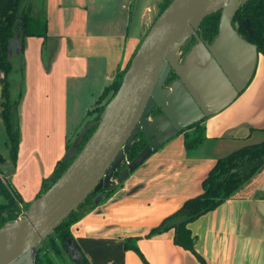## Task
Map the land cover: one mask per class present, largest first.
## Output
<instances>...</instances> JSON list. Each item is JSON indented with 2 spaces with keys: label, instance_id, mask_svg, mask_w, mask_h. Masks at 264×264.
I'll list each match as a JSON object with an SVG mask.
<instances>
[{
  "label": "crops",
  "instance_id": "crops-1",
  "mask_svg": "<svg viewBox=\"0 0 264 264\" xmlns=\"http://www.w3.org/2000/svg\"><path fill=\"white\" fill-rule=\"evenodd\" d=\"M163 2L43 0L39 12L46 36L26 37L21 46L24 92L16 109L18 151L12 161L5 133V150L0 152V179L18 196L19 215L63 158L71 133L81 129L99 96L133 59ZM12 47L19 52L17 40ZM1 93L0 84V103ZM201 127L204 140L195 149L185 148L182 134L178 141L172 139L70 227L87 264H201L175 243L174 230L148 234L202 193V182L218 159L264 140L262 54L246 89ZM187 228L206 264H264V167ZM129 239L140 255L124 248Z\"/></svg>",
  "mask_w": 264,
  "mask_h": 264
},
{
  "label": "water",
  "instance_id": "water-1",
  "mask_svg": "<svg viewBox=\"0 0 264 264\" xmlns=\"http://www.w3.org/2000/svg\"><path fill=\"white\" fill-rule=\"evenodd\" d=\"M249 1L171 0L147 31L99 119L87 124L65 152L61 161L72 159L66 170L30 203L22 218L0 227V264H35L40 243L88 196L115 190L162 146L238 98L258 61L257 46L243 39L233 24L239 8ZM216 12L217 35L205 42L197 31ZM243 25L251 35L247 20ZM192 39L194 45L181 59L180 50ZM171 74L175 79L167 85ZM154 110L159 114L151 117ZM139 134L147 145L123 168ZM102 197L97 195L94 204ZM65 252L71 261H80L72 240Z\"/></svg>",
  "mask_w": 264,
  "mask_h": 264
},
{
  "label": "trees",
  "instance_id": "trees-1",
  "mask_svg": "<svg viewBox=\"0 0 264 264\" xmlns=\"http://www.w3.org/2000/svg\"><path fill=\"white\" fill-rule=\"evenodd\" d=\"M171 0H164L160 13L168 6ZM27 8L24 6V0H0V84L2 88L0 103V116L3 121L5 133L7 136L6 144L9 147V156L14 161L19 145V121L16 114V109L20 103L24 92V70L22 58V41L29 36H46V25L39 11L26 12ZM158 15V16H159ZM220 19V12H216L206 17L200 24L197 34L205 42H211L217 35L218 25ZM247 20L252 34L249 35L244 28L243 22ZM238 24V34L248 41L256 45L258 54L264 56V0H250L244 7L239 8L234 19L233 24ZM18 41L20 50L16 51L11 48L14 41ZM195 40L192 39L180 50L183 56L194 45ZM131 62V61H130ZM130 64V63H129ZM128 64V66H129ZM128 66L117 73L113 83L107 87L99 96L95 103V107L88 113L87 117L101 112L104 106L112 99L117 92L121 79L128 68ZM175 79L171 74L167 85ZM159 114L158 110H154L151 117ZM201 123H197L181 134L184 137V146L187 150L195 149L203 140V128ZM87 121L84 123V126ZM91 129L84 136L83 142L79 148L85 144ZM187 130H193L194 133L190 136ZM180 134V135H181ZM70 143L66 146V151L70 147ZM147 145L142 134H139L130 147L127 161L131 162L138 153ZM78 150V151H79ZM62 160V159H61ZM58 161L54 167L52 175L43 180L37 198L43 195L50 186L61 176L66 168L71 163L72 159L65 162ZM4 162L3 155L0 154V165ZM126 165L123 164V168ZM264 167V140L259 143L248 144L239 149L229 153L225 157L218 159L213 168L208 172L207 176L202 182V193L195 198L187 200L183 206L175 213L164 218L163 221L154 229H152L148 236L159 235L169 230L175 232V243L190 251L201 264H206L204 260L194 250V238L187 228V225L206 213L214 210L227 199H229L236 191H238L244 184L251 180ZM118 172L115 174V179L118 177ZM115 190H101L97 195L102 194V200L98 205L109 198ZM0 195L2 201L0 202V227L7 223L16 221L19 218V203L18 196L11 190L8 184H4L0 179ZM97 195H90L87 199L64 220L59 227H57L48 237L41 243L50 240L51 236L57 234V241L63 248L65 244L72 240L70 234V227L82 218V216L91 208L98 205L94 204V199ZM89 204V209L85 212L83 210ZM30 205V204H29ZM29 205L23 207V213L27 210ZM52 246L53 243H50ZM39 245V246H40ZM126 250H132L140 255L138 248L131 239L124 243ZM40 252L35 264H52L50 257L47 258ZM77 264H87L86 260L81 257Z\"/></svg>",
  "mask_w": 264,
  "mask_h": 264
},
{
  "label": "rangeland",
  "instance_id": "rangeland-1",
  "mask_svg": "<svg viewBox=\"0 0 264 264\" xmlns=\"http://www.w3.org/2000/svg\"><path fill=\"white\" fill-rule=\"evenodd\" d=\"M33 3V5H31L30 3ZM43 0H24V6L25 8H32V12H36V8L40 9V6L42 4ZM180 58L182 59L183 58V55L180 53ZM1 79V78H0ZM103 111V109H102ZM102 111L98 112V113H95L94 115L88 117L87 119V124H89L90 122H93V121H96L99 119ZM72 123H70L71 125ZM82 127L79 131H77L74 135V133H71V138L69 140V143L71 144L72 141L75 139V137L78 135V133L87 125L84 126V123H82ZM188 134L190 136L193 135L194 131L193 130H187ZM92 132L89 133L88 137L91 135ZM178 136L177 135L173 140L175 141H178L176 139H178ZM5 130H4V127L2 125V122L0 120V152H4V144H5ZM134 173V172H133ZM132 173V174H133ZM131 174V175H132ZM130 176V175H129ZM2 201V199L0 198V202ZM19 208H21L19 206ZM89 209V204L87 205V207H85V209L83 210V212L87 211ZM26 213V211L22 214L19 215V218H22L24 216V214ZM18 218V219H19ZM57 234H54L51 236L50 240H47L44 242V244H41L39 247H40V252L42 251V255H45V253H47V258L50 257L51 260H52V264H77L73 261H71V259L67 256L66 252L64 251V248L63 246H61L59 244V242L57 241ZM50 243H53L54 245L52 246Z\"/></svg>",
  "mask_w": 264,
  "mask_h": 264
},
{
  "label": "built area",
  "instance_id": "built-area-1",
  "mask_svg": "<svg viewBox=\"0 0 264 264\" xmlns=\"http://www.w3.org/2000/svg\"><path fill=\"white\" fill-rule=\"evenodd\" d=\"M1 78H2V75H1ZM128 163H129V161H127V159L125 158V160H124V163H123V164L127 165Z\"/></svg>",
  "mask_w": 264,
  "mask_h": 264
}]
</instances>
